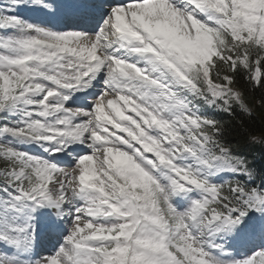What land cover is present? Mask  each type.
Wrapping results in <instances>:
<instances>
[{
	"label": "snow or ice",
	"instance_id": "snow-or-ice-1",
	"mask_svg": "<svg viewBox=\"0 0 264 264\" xmlns=\"http://www.w3.org/2000/svg\"><path fill=\"white\" fill-rule=\"evenodd\" d=\"M256 103L264 0H0V264H264Z\"/></svg>",
	"mask_w": 264,
	"mask_h": 264
},
{
	"label": "trees",
	"instance_id": "trees-1",
	"mask_svg": "<svg viewBox=\"0 0 264 264\" xmlns=\"http://www.w3.org/2000/svg\"><path fill=\"white\" fill-rule=\"evenodd\" d=\"M246 119V124L247 127L252 128V129H264V111L259 109L257 111H255L253 113V119ZM237 123H239V121H237ZM257 135H260L261 133L259 131L256 132ZM231 139L233 140V142H237V141H243L242 137L239 135V129L238 127H233V132H232V137ZM252 151L259 153L260 152V147L258 146H251Z\"/></svg>",
	"mask_w": 264,
	"mask_h": 264
},
{
	"label": "bare ground",
	"instance_id": "bare-ground-1",
	"mask_svg": "<svg viewBox=\"0 0 264 264\" xmlns=\"http://www.w3.org/2000/svg\"><path fill=\"white\" fill-rule=\"evenodd\" d=\"M42 255H44V256H48V254H47V253H43Z\"/></svg>",
	"mask_w": 264,
	"mask_h": 264
},
{
	"label": "rangeland",
	"instance_id": "rangeland-1",
	"mask_svg": "<svg viewBox=\"0 0 264 264\" xmlns=\"http://www.w3.org/2000/svg\"><path fill=\"white\" fill-rule=\"evenodd\" d=\"M15 119H18V117H16V116H13ZM11 119V118H10ZM20 146H23V145H20Z\"/></svg>",
	"mask_w": 264,
	"mask_h": 264
}]
</instances>
